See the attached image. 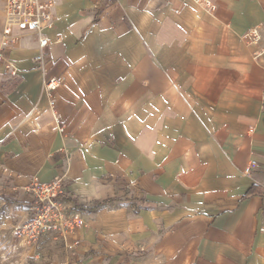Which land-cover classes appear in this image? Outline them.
Returning a JSON list of instances; mask_svg holds the SVG:
<instances>
[{"label": "crops", "instance_id": "crops-1", "mask_svg": "<svg viewBox=\"0 0 264 264\" xmlns=\"http://www.w3.org/2000/svg\"><path fill=\"white\" fill-rule=\"evenodd\" d=\"M213 1L216 18L194 0H61L47 58L63 134L36 37L4 49L17 71L0 62L4 226L33 217V178L65 175L85 221L61 236L78 264H264V40L238 37L264 33V0ZM43 237L36 257L17 238L37 258Z\"/></svg>", "mask_w": 264, "mask_h": 264}, {"label": "built area", "instance_id": "built-area-1", "mask_svg": "<svg viewBox=\"0 0 264 264\" xmlns=\"http://www.w3.org/2000/svg\"><path fill=\"white\" fill-rule=\"evenodd\" d=\"M207 14L216 18L217 4L213 0H194ZM61 0H0V11L3 16V41L0 49V62L5 63L6 74H17L12 62L6 59L4 49L12 48L24 35H33L37 39L38 53L34 57L44 75L43 88L49 97V113L52 118V130L60 134L65 132V125L60 115L56 91L63 82L61 76H49L47 58L50 39L47 30L54 27L56 11ZM20 31L16 34L14 30ZM238 37L247 48L259 44L264 40V33L260 25L253 27ZM253 52L257 57L263 53ZM67 165L72 157L68 155ZM259 166L257 159H251L244 169L246 175L253 173ZM29 190L35 197L33 205L34 215L25 223L14 229V234L21 242L29 245L36 257L42 237L50 231H59L64 238L67 233L76 227H82L85 221L74 213L66 190L65 175L58 176L50 181L41 182L37 178L31 180ZM264 230V228H262ZM72 248L73 245H67Z\"/></svg>", "mask_w": 264, "mask_h": 264}, {"label": "rangeland", "instance_id": "rangeland-1", "mask_svg": "<svg viewBox=\"0 0 264 264\" xmlns=\"http://www.w3.org/2000/svg\"><path fill=\"white\" fill-rule=\"evenodd\" d=\"M3 212L0 208V264H78L70 260V251L66 250L58 231L43 237L38 257L34 258L28 247L15 236V228L4 226Z\"/></svg>", "mask_w": 264, "mask_h": 264}, {"label": "trees", "instance_id": "trees-1", "mask_svg": "<svg viewBox=\"0 0 264 264\" xmlns=\"http://www.w3.org/2000/svg\"><path fill=\"white\" fill-rule=\"evenodd\" d=\"M259 192H260L259 186L256 185V184H253V185L247 190V192H246V194H245V197H248V196H250V195H252V194L259 193ZM72 201L74 202L75 200L72 199ZM75 203H76V201H75ZM103 204H104V203L101 202V203H97V204H95L94 206H91V207H85V208H89V209H91V210H97V209L100 208ZM77 205H78V204H77ZM79 206H80V205H79ZM80 207H81V206H80Z\"/></svg>", "mask_w": 264, "mask_h": 264}]
</instances>
